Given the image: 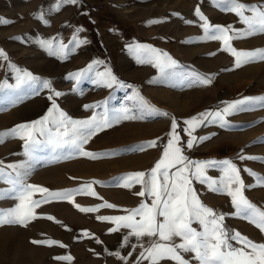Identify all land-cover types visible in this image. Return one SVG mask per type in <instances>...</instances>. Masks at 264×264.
Instances as JSON below:
<instances>
[{"label":"rangeland","instance_id":"rangeland-1","mask_svg":"<svg viewBox=\"0 0 264 264\" xmlns=\"http://www.w3.org/2000/svg\"><path fill=\"white\" fill-rule=\"evenodd\" d=\"M111 1L113 4L94 6L86 3V7L81 0H0V18L9 21L0 23V50L7 57L0 58V85H4L0 89V133L43 119L53 102L58 111L73 120L96 116L98 120L106 117L112 121L83 145L84 151L97 154V158L83 156L71 145L53 147L38 133L36 138L41 143L29 157L23 140L0 137V165L12 179L15 172L6 166L22 165L19 171L25 183L49 192H74L70 199L43 203L34 209L35 218L26 224H0V264H137L140 253L149 246L148 238L138 239L130 234L131 230L100 217L129 215L141 203L151 205L152 197L138 195L141 184L125 188L119 178L136 172L150 173L162 158L173 118L178 124L183 154L192 161L231 160L240 169L245 197L264 211V185L256 186V176L244 171L247 168L264 179V163L240 159L264 158V102L246 106L253 110L227 116L225 127L205 121L192 133L196 142L191 149L186 148L191 137L184 131V121L200 113L222 110L245 97H264V59L257 57L237 66L235 57L222 50L221 41L202 39L203 21L194 14L195 9L199 6L213 26H230L238 32H244L247 26L234 13L222 11L226 5L214 6L210 0ZM240 2L264 4V0ZM100 8L101 13H97ZM118 18L126 38L132 34L139 41L153 39L155 49L166 53L177 66L161 72L154 64L131 57L130 51L124 53L115 26L109 24ZM49 40L53 43L51 50L42 43ZM61 43L65 54L53 55ZM231 44L238 51L264 49V33L234 39ZM108 71L115 77L112 87L103 83L110 77L98 75ZM23 72L31 73L41 83L17 87V76ZM78 72L83 73L79 79L75 77ZM192 73L210 78L211 83L202 85L182 75ZM44 80L50 82V88H43ZM56 92L61 95L55 96ZM141 98L154 111L143 108ZM125 111L133 118L116 121ZM54 115L58 116V112ZM200 138L205 139L201 142ZM153 141L154 147H138ZM206 176L219 180L222 173L206 169ZM7 179L8 176L0 180V191L5 193V198L0 199V212L19 203L12 198L13 185L6 183ZM89 186V191H75ZM192 186L205 206L225 215L223 223L228 229L236 232L239 228L243 236L264 244V231L248 220L235 218L230 197L212 192L194 179ZM45 195L36 192L32 198L43 199ZM107 204L113 207H105ZM82 208L95 210L85 212ZM229 242L243 247L236 241ZM141 264L151 262L143 259ZM158 264L176 262L164 259Z\"/></svg>","mask_w":264,"mask_h":264},{"label":"snow or ice","instance_id":"snow-or-ice-1","mask_svg":"<svg viewBox=\"0 0 264 264\" xmlns=\"http://www.w3.org/2000/svg\"><path fill=\"white\" fill-rule=\"evenodd\" d=\"M62 2L77 3L78 0H62ZM210 3H213L214 6L216 4L226 5L227 7H222L221 10L234 13L247 28L244 32H238L230 26H213L203 16L199 6H197L194 14L203 21L201 27L205 35L202 39L221 41L223 44L222 50L231 53L235 57L237 66L252 62L257 57L264 59V49L238 51L231 44L234 39H243L247 36L264 33V4H244L240 0H210ZM246 12L251 13V15H245ZM0 23L7 24L9 21L0 18ZM188 23L192 22L189 21ZM42 43L49 50L53 48L51 40ZM79 43H86V41H79ZM135 51L138 53L137 58L140 63H152L161 72H164L166 68H175L177 66L175 60L171 59L166 53L161 54L155 48L139 45ZM141 52H148L150 56L142 58L139 55ZM52 54L63 56L65 54L63 44L61 43ZM0 58L7 59L2 50H0ZM91 67L89 65V70H91ZM82 75L83 73L78 72L75 77L79 79ZM98 75L110 77L109 80H104L103 83L107 87H112L115 77L111 76L110 71ZM182 75L185 78L190 77L192 81L202 85L211 83L210 78H204L199 74ZM25 83H29V86H31V84H39L41 81L31 73L23 72L22 75L17 76V87ZM42 86L48 89L50 88V82L44 80L42 81ZM3 87L4 85H0V89H3ZM60 95L61 93L59 92L55 93V96ZM49 99L51 100L53 97L50 96ZM257 102H264V97H245L228 103L222 110L203 112L196 117L185 120L184 123L187 128L184 131L191 137L186 141V148L191 149L194 146L196 137L192 136V133L203 125L205 121L219 123L221 127H225L228 123L225 119L227 116L241 111L253 110L246 106ZM141 106L150 112L154 111L143 98H141ZM261 106L264 107V103ZM57 112L58 116L54 115ZM160 115L166 116L167 113H161ZM121 118L131 119L133 117H130L125 111L123 117H116V121ZM111 123L112 121H109L106 117L98 120L96 116L88 120H73L64 112L58 111L55 102H53L48 115L43 119L14 126L12 129L7 130L6 133H0V137L11 136L23 140L25 154L29 157L32 156L36 145L41 143L36 138L38 133L39 136L46 137V142L53 145V147L71 145L81 155L97 158V154L84 151L83 145L87 144L89 139L97 132L109 127ZM48 125H51V127ZM177 127V121L173 118L170 126V138L163 148L162 158L155 164L150 173L136 172L119 178V180L123 181L122 186L125 188L131 187L133 183L141 184L142 190L138 195L141 197L146 195L152 197L151 205L141 203L138 208L130 210L129 215L111 218L100 217V219H112L120 227L131 230L130 234L138 239L147 237L149 246L144 248V251L140 253V257L141 260H150L151 264H158L159 261L164 259L175 261L176 264H189V261L185 260L180 252L194 253L193 258L198 264H264V244H257L238 231L233 232L228 229L223 223L225 215L219 214L212 208L205 206L192 186L194 179L200 184H206L212 192L227 195L231 198V205L235 209V218L248 220L261 231H264V211L250 203L245 197V184L241 178L240 169L228 159L190 160L183 154L184 149L180 146V136L176 131ZM53 128L55 129L54 131ZM204 139L200 138L201 142ZM0 142H3V140L0 139ZM154 146L155 142L153 141L138 147L143 149ZM240 159L264 163V158L253 156H241ZM6 167L15 172V178H11V173L6 174L4 166L0 165V180H4L6 176L9 177L5 182L13 185L11 191L14 195L12 198L18 200L19 203L6 212H0V224H26L29 220L35 218L34 209L40 207L43 203L51 199H70L74 195L73 191L49 192L47 188L25 183L24 176L19 171L22 165H7ZM170 169H175V171L170 172ZM206 169H216L222 173V176L219 180L208 177L206 176ZM244 171L251 176H256V186L264 185V179L259 178L247 168ZM248 187H253V185ZM89 190L90 186L89 188L75 191L84 192ZM36 192L46 193V195L43 199H33V194ZM3 198H5V193L0 191V199ZM104 206L113 207L110 204ZM94 210L91 208L81 209V211L85 212ZM194 223L198 224L201 230L193 227ZM157 237L158 239H154ZM174 238H179L182 242L176 244ZM125 240H127V237H125ZM229 241H236L243 247H234ZM34 243L40 242L34 241ZM246 249H251V251H246ZM116 255L119 256V253H116ZM64 259L68 258L65 257ZM141 260H138L137 264H141Z\"/></svg>","mask_w":264,"mask_h":264},{"label":"crops","instance_id":"crops-1","mask_svg":"<svg viewBox=\"0 0 264 264\" xmlns=\"http://www.w3.org/2000/svg\"><path fill=\"white\" fill-rule=\"evenodd\" d=\"M85 6L87 7L88 5H86V3H85ZM95 10L96 9H94L92 12L93 13H96ZM97 13H101V8L98 10ZM101 16H104V15L102 14ZM102 18H104V17H102ZM102 21L105 22V23H108V21H105L104 19H102ZM109 24L115 26V28L114 27L113 28L115 29V32H117V36H118L119 40L121 41L120 43L121 44L122 43L124 44V50H125L124 53L128 54V52L130 51L131 52V57H135L136 58L138 56V53L135 51V49L139 45H145V46H149L151 48H156V46L153 44L154 43V40L153 39L146 38V39H143L142 41H139L136 38H134V36H132V34H129L130 36H127V38H126V33H124V31H123V29L121 27L122 26L121 18L113 19V21L109 22ZM106 29H108V28L106 27ZM111 29L112 28H110V32H108L109 34H111ZM123 34H124V36H123ZM154 39H155V41H157L156 38H154ZM139 55L142 58H148L150 56V53H148V52H141V53H139ZM135 58H132V61L136 60ZM148 64H151V63H148ZM192 226L195 227V228H197L198 230H201L199 228V225L198 224H193ZM238 231H239V228H238ZM174 240H175V243L176 244L182 242L179 238H174ZM180 254L182 255V257L185 260L189 261V264H198V262L196 260H194V258H193L194 257V253H183V252H180Z\"/></svg>","mask_w":264,"mask_h":264},{"label":"built area","instance_id":"built-area-1","mask_svg":"<svg viewBox=\"0 0 264 264\" xmlns=\"http://www.w3.org/2000/svg\"><path fill=\"white\" fill-rule=\"evenodd\" d=\"M81 1L88 3L91 6H94V4H97V3L113 4L111 0H81Z\"/></svg>","mask_w":264,"mask_h":264}]
</instances>
